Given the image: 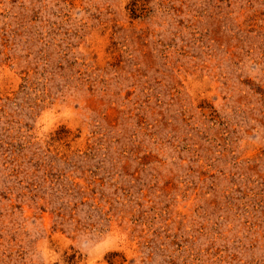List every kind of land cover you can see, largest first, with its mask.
Segmentation results:
<instances>
[{
  "label": "rangeland",
  "instance_id": "374dc122",
  "mask_svg": "<svg viewBox=\"0 0 264 264\" xmlns=\"http://www.w3.org/2000/svg\"><path fill=\"white\" fill-rule=\"evenodd\" d=\"M0 264H264V0H0Z\"/></svg>",
  "mask_w": 264,
  "mask_h": 264
}]
</instances>
